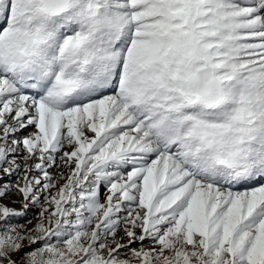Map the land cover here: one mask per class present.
Here are the masks:
<instances>
[{"label":"snow or ice","instance_id":"obj_1","mask_svg":"<svg viewBox=\"0 0 264 264\" xmlns=\"http://www.w3.org/2000/svg\"><path fill=\"white\" fill-rule=\"evenodd\" d=\"M0 264H264V0H0Z\"/></svg>","mask_w":264,"mask_h":264},{"label":"rangeland","instance_id":"obj_2","mask_svg":"<svg viewBox=\"0 0 264 264\" xmlns=\"http://www.w3.org/2000/svg\"><path fill=\"white\" fill-rule=\"evenodd\" d=\"M21 222H23V221H21Z\"/></svg>","mask_w":264,"mask_h":264}]
</instances>
